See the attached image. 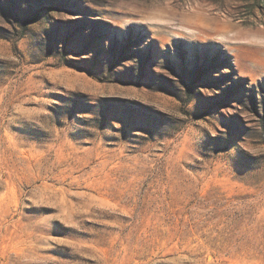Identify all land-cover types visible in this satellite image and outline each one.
Listing matches in <instances>:
<instances>
[{
	"label": "rangeland",
	"instance_id": "obj_1",
	"mask_svg": "<svg viewBox=\"0 0 264 264\" xmlns=\"http://www.w3.org/2000/svg\"><path fill=\"white\" fill-rule=\"evenodd\" d=\"M0 264H264V0H0Z\"/></svg>",
	"mask_w": 264,
	"mask_h": 264
}]
</instances>
